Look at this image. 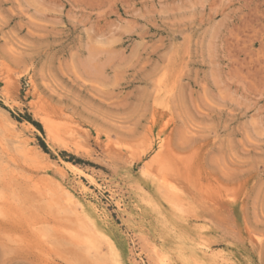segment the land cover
I'll use <instances>...</instances> for the list:
<instances>
[{
	"label": "rangeland",
	"instance_id": "374dc122",
	"mask_svg": "<svg viewBox=\"0 0 264 264\" xmlns=\"http://www.w3.org/2000/svg\"><path fill=\"white\" fill-rule=\"evenodd\" d=\"M161 255L264 264V0H0V264Z\"/></svg>",
	"mask_w": 264,
	"mask_h": 264
},
{
	"label": "bare ground",
	"instance_id": "6f19581e",
	"mask_svg": "<svg viewBox=\"0 0 264 264\" xmlns=\"http://www.w3.org/2000/svg\"><path fill=\"white\" fill-rule=\"evenodd\" d=\"M161 112V111H160ZM44 127H45V129H46V131H47V133L51 136V137H53V138H56V136H57V132L51 127V125H49L48 123H46V122H44ZM59 169V168H58ZM61 170V169H60ZM60 170H59V172H60ZM62 172H64V171H62ZM147 174V173H146ZM77 177V176H76ZM135 178V177H134ZM69 179V178H68ZM87 179V178H86ZM92 179H94V178H92ZM91 179V180H92ZM71 181V180H70ZM89 181V180H88ZM96 181V180H95ZM143 181V180H142ZM78 182V181H77ZM146 182H148V180L146 181ZM150 182V181H149ZM76 183V182H75ZM94 183V182H93ZM92 183V184H93ZM141 184V183H140ZM143 184V183H142ZM154 183H152V185H153ZM75 185V184H74ZM79 185V184H78ZM83 185V184H82ZM94 185H95V183H94ZM147 185V184H146ZM145 185V186H146ZM150 185V184H149ZM60 186V185H59ZM72 186V185H71ZM119 186V185H118ZM166 186V185H165ZM78 187V186H77ZM111 186H109V188H110ZM151 187V186H150ZM153 187V186H152ZM64 188V187H63ZM85 188V187H84ZM161 188V187H160ZM164 188V187H163ZM172 188V187H171ZM64 189H66V188H64ZM144 189V188H143ZM157 189V188H156ZM61 190H62V188H61ZM72 190V189H71ZM75 190V189H74ZM117 190V189H116ZM158 190V189H157ZM164 190V189H163ZM66 192V191H65ZM157 192V191H156ZM170 192V191H169ZM79 193V192H78ZM117 193H118V191H117ZM165 193H166V190H165ZM172 193V192H171ZM66 194V196H67V198L66 199H69V200H72L74 197L72 196V194L71 193H69V192H66L65 193ZM154 194V193H153ZM167 194V193H166ZM173 194H175V193H173ZM90 195V194H89ZM93 195V194H92ZM158 195H160V194H158ZM168 195V194H167ZM166 195V196H167ZM79 196V195H78ZM81 196V195H80ZM171 196V195H170ZM177 196V195H176ZM168 197V196H167ZM174 197V196H173ZM80 198H82V197H80ZM79 199V198H78ZM88 199V198H87ZM91 199V198H90ZM121 199V198H120ZM129 199V198H128ZM169 199H171V198H169ZM173 199V198H172ZM176 199V198H175ZM80 200V199H79ZM157 200V199H156ZM68 201V200H67ZM89 201V200H88ZM71 202V201H70ZM87 202V201H86ZM158 202H160V201H158ZM182 202V201H181ZM169 203V202H168ZM173 203H176V202H174V200H173ZM172 203V204H173ZM183 203V202H182ZM74 204V203H73ZM159 204V203H158ZM179 204H181V203H179ZM82 205V204H81ZM81 205H78V206H81ZM102 205V204H101ZM127 205V204H126ZM124 206V205H123ZM132 206V205H131ZM137 206V205H136ZM179 206V205H178ZM183 206H184V204H183ZM162 207V206H161ZM166 207V206H165ZM172 206H170L169 208H171ZM184 207H186V206H184ZM98 208V207H97ZM75 210L77 209V208H74ZM81 209H83V208H81ZM128 209V208H127ZM138 209V208H137ZM186 209V208H185ZM97 210V209H96ZM121 210V209H120ZM123 210V209H122ZM124 210H126V208L124 209ZM130 210V209H129ZM84 211V210H83ZM173 212H174V210H172ZM94 212V211H93ZM104 212V211H103ZM176 212V211H175ZM179 212V211H178ZM187 212V211H186ZM95 213V212H94ZM165 213V212H164ZM177 213V212H176ZM184 213V212H183ZM84 214V213H83ZM86 214V213H85ZM169 214V213H168ZM179 214V213H178ZM94 215V214H93ZM82 216V215H81ZM83 216H85V215H83ZM171 216V215H170ZM181 217V216H180ZM84 218H88V217H84ZM97 218V217H96ZM182 218V217H181ZM89 219H90V216H89ZM112 219V218H111ZM171 219V218H170ZM180 219V218H179ZM108 220V219H107ZM172 220V219H171ZM93 221V220H92ZM91 221V222H92ZM95 221V220H94ZM93 221V222H94ZM175 221V220H174ZM182 221V220H181ZM89 222V221H88ZM96 222V221H95ZM99 222V221H98ZM112 222V221H111ZM114 223V222H113ZM179 223V222H178ZM184 223V222H183ZM93 224V223H92ZM92 224H90V225H92ZM115 224V223H114ZM176 224V223H175ZM187 224H188V222H187ZM108 225V224H107ZM116 225V224H115ZM147 226V225H146ZM168 226V225H167ZM98 228V227H97ZM110 229V228H109ZM148 229V228H147ZM98 230V229H97ZM113 231V230H112ZM119 231V230H118ZM150 231V230H149ZM99 233H101V231H98ZM148 232V231H147ZM96 233V232H95ZM103 233V232H102ZM97 234V233H96ZM119 234H120V232H119ZM128 234V233H127ZM102 235V234H101ZM113 236V235H112ZM123 238V237H122ZM75 239V238H74ZM77 239V238H76ZM88 239H90V238H88ZM115 239H116V237H115ZM108 241V240H107ZM106 241V242H107ZM122 241V240H121ZM124 241V240H123ZM82 243V242H81ZM108 243V242H107ZM110 243V242H109ZM121 244H123V243H121ZM128 245H130V244H128ZM197 245V244H196ZM200 245V244H199ZM119 246H121V245H119ZM112 247V246H111ZM112 248H114V246L112 247ZM201 248H204V246H202ZM101 249V248H100ZM119 249V248H118ZM125 249V248H124ZM206 250V249H205ZM226 250V249H225ZM120 251V250H119ZM126 251V250H125ZM133 252V251H132ZM114 253V252H113ZM118 254H120V253H118ZM115 255V254H114ZM139 255V254H138ZM210 255V254H209ZM115 256H117V255H115ZM140 257V256H139ZM227 257V256H226ZM118 258V257H117ZM126 258V257H125ZM128 259V258H127ZM137 259V258H136ZM141 259V258H140ZM125 260V259H124ZM159 263L160 264H167V258H166V256L165 255H161V257H159ZM220 263V262H219ZM125 264V263H124Z\"/></svg>",
	"mask_w": 264,
	"mask_h": 264
},
{
	"label": "trees",
	"instance_id": "16d2710c",
	"mask_svg": "<svg viewBox=\"0 0 264 264\" xmlns=\"http://www.w3.org/2000/svg\"><path fill=\"white\" fill-rule=\"evenodd\" d=\"M28 120H30L29 117H28ZM30 122H31V124H32L34 127H36L39 131H41V127H40V125H39L38 123H35V122H33V121H30ZM39 142H40V147L46 152V147H45L44 143H43L41 140H39Z\"/></svg>",
	"mask_w": 264,
	"mask_h": 264
}]
</instances>
